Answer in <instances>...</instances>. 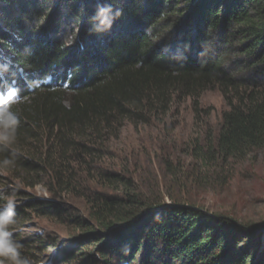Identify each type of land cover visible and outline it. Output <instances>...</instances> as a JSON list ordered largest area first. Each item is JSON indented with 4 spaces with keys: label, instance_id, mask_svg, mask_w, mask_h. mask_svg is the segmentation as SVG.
Here are the masks:
<instances>
[{
    "label": "trees",
    "instance_id": "1",
    "mask_svg": "<svg viewBox=\"0 0 264 264\" xmlns=\"http://www.w3.org/2000/svg\"><path fill=\"white\" fill-rule=\"evenodd\" d=\"M0 58V183L22 202L2 206L0 192V264H40L56 245L49 264L83 253L22 234L33 215L86 227L82 245L97 253L84 264H264L261 232L145 200L111 148L126 123L164 122L187 100L198 115L218 89L228 109L192 145L195 164L263 149L264 0H0ZM18 184L59 197L31 199Z\"/></svg>",
    "mask_w": 264,
    "mask_h": 264
},
{
    "label": "rangeland",
    "instance_id": "2",
    "mask_svg": "<svg viewBox=\"0 0 264 264\" xmlns=\"http://www.w3.org/2000/svg\"><path fill=\"white\" fill-rule=\"evenodd\" d=\"M72 26L76 24L64 26V32L59 36L70 39L75 29ZM226 59L229 61V58ZM227 109L220 90L206 91L201 96L198 115L191 100L178 103L164 122L138 127L126 123L119 137L113 140L111 148L122 163L121 169H126L128 177L134 179L145 200L159 199L163 203L176 200L202 206L261 232L264 245V148L251 153L244 160L231 161L225 167L212 166L210 169L195 164L191 155L195 142L203 143L207 136L218 132ZM6 184L14 186L8 181L0 183V192L4 197L2 206L21 204L20 197L7 194L11 191H5ZM17 188L26 190L31 199L59 197L44 186L25 189L18 184ZM60 200H67L73 207L82 208L78 200L64 196ZM21 230L26 236L44 233L63 243V247L72 252L97 253L95 247L82 245L88 233L86 227L79 228L33 215ZM59 247L52 246L42 256L40 264H49ZM83 253L71 264H84Z\"/></svg>",
    "mask_w": 264,
    "mask_h": 264
}]
</instances>
